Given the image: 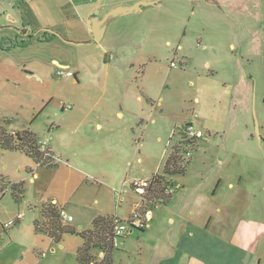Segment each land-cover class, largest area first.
Instances as JSON below:
<instances>
[{
  "label": "rangeland",
  "instance_id": "rangeland-1",
  "mask_svg": "<svg viewBox=\"0 0 264 264\" xmlns=\"http://www.w3.org/2000/svg\"><path fill=\"white\" fill-rule=\"evenodd\" d=\"M64 1L0 3V127L19 129L21 122L33 117L53 119L48 126L52 127L51 136L45 129L42 139L60 154L72 155L78 149L69 152L65 145L70 136L69 117L75 108L92 112L91 106L79 102L120 98L124 117L135 116L122 142L128 155L121 178L129 180L138 177L141 168L149 178L161 173L171 148L181 140L180 128L192 123L203 138L194 139V145L187 148L185 174L167 177L182 186L178 190L181 202L198 198L200 209L205 205L214 216L217 209L221 210V226L236 227L246 214L264 224V0H247L245 9L241 4L229 9L232 0H219L223 12L204 0L163 2L149 8L155 12L144 18H140L144 12L137 14L139 18L130 25L133 31L148 33L115 39L113 45L118 50L107 54L95 43L61 48L40 44L46 39L51 44L77 43L38 27L49 21L59 28L54 21L59 19V11L53 5ZM71 17L74 20V10ZM24 19L32 25L23 34ZM52 60L67 65L74 73L81 71L82 77L77 74L76 79L57 80L49 76L45 65L53 69ZM25 66L34 68L44 78L43 84L25 79ZM116 69L122 71L118 86ZM127 76L130 80L122 85V78ZM138 95L143 102L136 99ZM68 105L72 110L61 109ZM110 128L102 133L90 130L81 141L94 146L104 142L114 145L117 129L110 132ZM138 157L142 163L136 162ZM26 163L30 162L24 156L0 149V188L5 194L0 198V222L8 223L22 215L12 228L0 231V264H32L31 256L21 259L15 242L24 239L30 244L33 210L25 208L23 198L15 202L7 184V175L17 176ZM26 173L22 169V175ZM127 189L128 195L116 198L120 213L128 215L122 222L133 214V200H140L137 193ZM150 209L146 212L148 221L158 210ZM127 235L139 234L133 230ZM10 240V247L3 250ZM257 245L264 252V231ZM36 257L40 259V255Z\"/></svg>",
  "mask_w": 264,
  "mask_h": 264
},
{
  "label": "crops",
  "instance_id": "crops-1",
  "mask_svg": "<svg viewBox=\"0 0 264 264\" xmlns=\"http://www.w3.org/2000/svg\"><path fill=\"white\" fill-rule=\"evenodd\" d=\"M139 1H152L157 2V4L142 7L139 12L132 15H122L108 19L105 22L101 41L97 43L93 40L91 23L93 17L101 19L115 7H130ZM166 1L173 0H66L56 3L53 5L54 10L59 11L56 12V15L59 16V19L63 17L61 18L63 19L62 23L61 19H54L55 22L57 21L60 24L59 28L49 21L41 22L38 27H42L41 30L45 32H50L69 41H77V43L72 44L64 41L62 44H51L48 41L49 39H46V43L40 44L61 48L67 46V44L70 46H88L95 43L107 54L118 50L113 45L115 39H125L148 33L142 32V30L133 31L130 25L139 18L137 14L144 12L140 17L144 18L143 16L155 12V9L149 8H157ZM181 1L194 2V0ZM204 1L209 6H216L223 12L221 1ZM11 2L6 0L4 4H11ZM237 4H241L245 9L247 0H232L230 6L227 5V7L231 9ZM72 10L75 11L74 20L71 17ZM76 24L80 26L77 28ZM23 25L26 26L23 29L24 34L27 27L32 25V22L24 19ZM62 27H64V31H62ZM107 36L109 38L105 41ZM79 41L82 44H79ZM29 63H33V61L27 64ZM51 64L55 66L53 69L49 65H45L49 76L53 75L56 66L69 70L67 65H59L56 60H52ZM22 71L24 72L23 77L28 81L43 84L44 78L34 68L25 66ZM115 72V85L118 86L120 85V73L122 71L116 69ZM74 74L75 79L77 74L79 78L82 77L81 71H76ZM122 79V85L130 80L128 76ZM74 82L72 81V83ZM117 92L120 93V90ZM136 99L139 102L144 100L140 95L136 96ZM118 100L120 98L114 96L108 99L102 97L94 102L85 100L79 102L82 106H91L92 112H79L75 108V112L69 117L70 136L65 145L68 147L69 152L78 149L72 155L69 153L60 154L51 146L48 140L42 139L45 129L48 135L51 136L50 129L52 127L48 126H50V122L53 123V119L40 120L33 117L21 122L18 126L19 129L12 126H1L9 133L24 129L31 131L40 144L50 148L54 155V163L57 165L55 168L41 167L35 165L29 157L20 152L4 151L24 156L30 162L22 166V169L27 172L25 175H22V169L18 170L17 176L7 175V184L23 183L25 208L33 210L34 215L31 220L33 235L30 244L27 245L24 239L15 242V245L19 248L21 259L28 260V257L31 256L32 264H79L76 260V252L81 246L82 240L78 236L65 235L56 244L47 235L34 232L33 223L42 221L41 208L45 204H55L64 215L71 217L72 221L64 223H69L68 225L74 227L78 232L90 229L92 221L100 216H112L119 221L127 219L128 215L123 216L120 213V205L117 204L116 198L122 194L124 196L128 195L127 186L130 188L131 183L134 181H148L151 177H147L146 171L141 168L138 171V177L132 176L129 180L128 178H121L122 166L128 155L122 142H125L124 137L128 135L130 123H133L135 116L124 117L121 112L122 105ZM69 106L72 110V106ZM61 109L64 111V107ZM194 118L196 119L197 115ZM109 126L111 127L110 132H114L115 128L117 129L115 134L116 144L107 146L104 142L99 146H94L84 140L81 141V137L86 136V132L91 130L102 133L107 131ZM191 126L194 129L192 123ZM59 127L57 126V129ZM79 137L80 140H77ZM94 147H97L96 150H94ZM136 162L138 164L139 162L142 163L140 157L136 159ZM177 185L180 187L179 184ZM130 190L133 191L131 188ZM178 194L179 192L174 195L177 197L173 196L168 204H157L151 208L155 210L157 207L158 210L151 215L149 221L147 220L142 232L135 230L139 234L137 237H129L126 234L124 237L117 239L112 253L113 264H264L263 249L257 245L258 236L264 231V224L247 218L246 214L243 218L246 217L247 220L242 218L240 224L236 227L231 228L226 224L221 226V210L217 209V215L214 216V214H211L212 211L208 210V207L206 209L205 205L200 209L198 198H193L192 201L184 204L179 199ZM120 201L122 202L124 199L121 198ZM139 202L140 200H133V214ZM128 233H132V231ZM11 244L12 241L10 240V244L3 250L9 248ZM34 247L39 248L35 251L40 255V259L36 257L37 254L35 256ZM92 254L96 261L103 258V253L97 250H93Z\"/></svg>",
  "mask_w": 264,
  "mask_h": 264
},
{
  "label": "trees",
  "instance_id": "trees-1",
  "mask_svg": "<svg viewBox=\"0 0 264 264\" xmlns=\"http://www.w3.org/2000/svg\"><path fill=\"white\" fill-rule=\"evenodd\" d=\"M186 128V126L180 128V142L171 148L170 153L162 164L161 173L152 175L147 181L148 184L144 189V193L139 194L133 190L140 196V202L134 210V213L140 221V228L135 230L139 232L143 231L147 222V210L157 204H168L179 190V186L167 180V177L184 175L186 172L189 160L184 158V154L187 152V148H191L195 142L194 139H186ZM0 149L9 152H20L29 157L35 165L41 167L55 168L57 166L54 163V155L50 148H42L37 137L28 129L9 133L4 127H0ZM174 187L176 189L172 193L171 189ZM0 189V198H2L4 192L2 187ZM8 191L15 202H20L24 194L23 183L8 184ZM41 217V222L35 221L33 223L35 233L47 235L56 244L65 235H75L82 240V244L76 252V260L79 264H113V227L114 221L116 220L114 217H97L92 221L90 229L81 232H78L74 227L62 221L61 210L55 204L48 203L43 205L41 208ZM16 223H18V220L14 219L13 226ZM0 227V231H7V229H3L2 223H0ZM93 250L103 253V258L100 261H96L92 254Z\"/></svg>",
  "mask_w": 264,
  "mask_h": 264
},
{
  "label": "built area",
  "instance_id": "built-area-1",
  "mask_svg": "<svg viewBox=\"0 0 264 264\" xmlns=\"http://www.w3.org/2000/svg\"><path fill=\"white\" fill-rule=\"evenodd\" d=\"M4 1L6 0H0V3ZM10 1H13V0H10ZM171 66H173V63H171ZM53 76L57 80L75 78V74L72 71L64 69L62 67H57L54 70ZM70 109L71 107L69 105L64 106V110H70ZM185 135L187 139L203 138V134L199 131H195L192 126L186 128ZM42 148H44L43 145H42ZM147 184H148L147 181H134L133 183H131L130 188L135 190L139 194H143L144 189L146 188ZM174 191H175V188L171 189L172 193ZM17 219L18 220L21 219V215H19ZM61 219L63 222L72 221L71 217L64 215L62 212H61ZM2 224H3V229H8L13 226V220L8 223L5 222ZM138 228H140V221L137 218V215L135 213L127 220V222H122L116 219L114 221V227H113V246L116 245L117 239L124 237L126 234H128V232L133 231Z\"/></svg>",
  "mask_w": 264,
  "mask_h": 264
},
{
  "label": "water",
  "instance_id": "water-1",
  "mask_svg": "<svg viewBox=\"0 0 264 264\" xmlns=\"http://www.w3.org/2000/svg\"><path fill=\"white\" fill-rule=\"evenodd\" d=\"M155 4H157V2L139 1L130 7H115L101 19H97L96 17H93L91 20L93 40L97 43L101 41L103 37V33H104L105 22L108 19L115 18L117 16H122V15L123 16L132 15V14L139 12L142 9V7H146L149 5H155ZM185 126L190 127L191 123H187Z\"/></svg>",
  "mask_w": 264,
  "mask_h": 264
}]
</instances>
